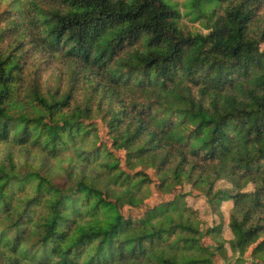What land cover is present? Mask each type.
<instances>
[{"label": "clouds", "instance_id": "clouds-1", "mask_svg": "<svg viewBox=\"0 0 264 264\" xmlns=\"http://www.w3.org/2000/svg\"><path fill=\"white\" fill-rule=\"evenodd\" d=\"M0 264H264V0H0Z\"/></svg>", "mask_w": 264, "mask_h": 264}]
</instances>
